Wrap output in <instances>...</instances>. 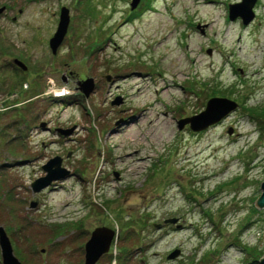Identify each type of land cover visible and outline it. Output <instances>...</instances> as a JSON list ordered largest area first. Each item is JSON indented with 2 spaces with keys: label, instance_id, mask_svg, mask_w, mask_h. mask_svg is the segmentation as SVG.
<instances>
[{
  "label": "rangeland",
  "instance_id": "rangeland-1",
  "mask_svg": "<svg viewBox=\"0 0 264 264\" xmlns=\"http://www.w3.org/2000/svg\"><path fill=\"white\" fill-rule=\"evenodd\" d=\"M131 1L0 0V226L22 264H84L98 226L118 237L96 264H259L264 0L248 25L229 19L241 0ZM215 96L239 106L178 128ZM55 156L69 174L33 191ZM171 217L182 228L155 227Z\"/></svg>",
  "mask_w": 264,
  "mask_h": 264
},
{
  "label": "water",
  "instance_id": "water-1",
  "mask_svg": "<svg viewBox=\"0 0 264 264\" xmlns=\"http://www.w3.org/2000/svg\"><path fill=\"white\" fill-rule=\"evenodd\" d=\"M141 0H132L130 2L131 9L134 10ZM257 0H241L240 2L232 3L229 5V19L234 20L240 18L243 25H248L255 17L254 6ZM5 8H0V13ZM70 22L69 9L65 6L61 8L60 20L56 32L50 38L49 44L52 52L55 54L62 44L66 35L68 25ZM201 32H203V29ZM210 52V50H208ZM12 63L20 67L23 70L27 69V65L18 58H13ZM110 76H108V79ZM79 89L88 96L94 89L93 78L88 77L84 81H78ZM118 103V102H117ZM239 104L227 97H212L207 101L206 107L200 113L181 118L178 121V128L183 129L186 125H189L193 131L204 130L211 125L218 123L224 117L238 108ZM42 127L45 123L41 124ZM74 128H54V132L60 136H68L73 133ZM231 133V131H229ZM62 158L55 156L44 164L43 168L47 172L46 175L37 178L32 182L33 191H40L48 187L53 181L65 178L69 174V170L61 166ZM261 195L256 199V203L264 206V181L261 183ZM34 206L35 203H32ZM178 217H171L164 220L163 224H173L176 228H182V224L179 222ZM163 224H155V227L160 229ZM118 234L116 230L106 227L98 226L92 232L89 240L85 244V261L84 264H96L98 260L106 253H109L111 244L114 238H117ZM0 248L2 256V264H22L16 257L13 251L12 243L6 234L5 229L0 226ZM181 251L175 249L168 255V259H175L180 255ZM259 264H264V257H261Z\"/></svg>",
  "mask_w": 264,
  "mask_h": 264
},
{
  "label": "bare ground",
  "instance_id": "bare-ground-1",
  "mask_svg": "<svg viewBox=\"0 0 264 264\" xmlns=\"http://www.w3.org/2000/svg\"><path fill=\"white\" fill-rule=\"evenodd\" d=\"M168 38L165 40V42H168ZM173 54L174 53H172V57L173 58H176V57H174L173 56ZM168 59H169V57H168ZM165 63H168V64H172V62H170V61H168V60H166V62ZM137 77L139 78L138 79V82H142V80H143V77H145V75L143 74V73H141V72H139V73H137ZM165 88H167V87H165ZM164 88V89H165ZM138 103H140V104H142V101L140 100V99H138ZM122 125H119V128L121 127ZM121 129V128H120ZM132 131H130L127 135H125V137H127L128 135H132ZM189 158V157H188ZM142 160V159H141ZM131 168H134L133 166L131 167Z\"/></svg>",
  "mask_w": 264,
  "mask_h": 264
},
{
  "label": "flooded vegetation",
  "instance_id": "flooded-vegetation-1",
  "mask_svg": "<svg viewBox=\"0 0 264 264\" xmlns=\"http://www.w3.org/2000/svg\"><path fill=\"white\" fill-rule=\"evenodd\" d=\"M142 2H143V0H141L140 1V3H139V5H138V7L137 8H139L140 6H141V4H142ZM122 99V98H121ZM121 102H122V100H121ZM51 128H49V130H50ZM52 132V131H51ZM54 132V131H53Z\"/></svg>",
  "mask_w": 264,
  "mask_h": 264
},
{
  "label": "trees",
  "instance_id": "trees-1",
  "mask_svg": "<svg viewBox=\"0 0 264 264\" xmlns=\"http://www.w3.org/2000/svg\"><path fill=\"white\" fill-rule=\"evenodd\" d=\"M149 2H150V0H149ZM261 259V258H260Z\"/></svg>",
  "mask_w": 264,
  "mask_h": 264
}]
</instances>
